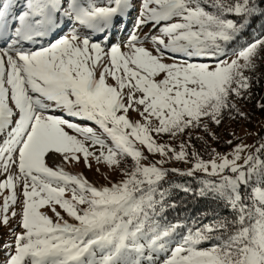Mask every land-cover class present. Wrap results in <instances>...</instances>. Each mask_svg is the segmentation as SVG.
I'll return each mask as SVG.
<instances>
[{
    "label": "snow or ice",
    "instance_id": "6c2138e0",
    "mask_svg": "<svg viewBox=\"0 0 264 264\" xmlns=\"http://www.w3.org/2000/svg\"><path fill=\"white\" fill-rule=\"evenodd\" d=\"M0 264H264V0H0Z\"/></svg>",
    "mask_w": 264,
    "mask_h": 264
},
{
    "label": "rangeland",
    "instance_id": "374dc122",
    "mask_svg": "<svg viewBox=\"0 0 264 264\" xmlns=\"http://www.w3.org/2000/svg\"><path fill=\"white\" fill-rule=\"evenodd\" d=\"M249 142H251V141L249 140ZM86 175H88L89 179H97V177L94 174H92V173H87L86 172Z\"/></svg>",
    "mask_w": 264,
    "mask_h": 264
},
{
    "label": "trees",
    "instance_id": "16d2710c",
    "mask_svg": "<svg viewBox=\"0 0 264 264\" xmlns=\"http://www.w3.org/2000/svg\"><path fill=\"white\" fill-rule=\"evenodd\" d=\"M259 115V114H258Z\"/></svg>",
    "mask_w": 264,
    "mask_h": 264
}]
</instances>
